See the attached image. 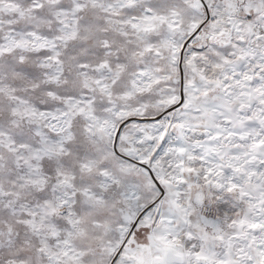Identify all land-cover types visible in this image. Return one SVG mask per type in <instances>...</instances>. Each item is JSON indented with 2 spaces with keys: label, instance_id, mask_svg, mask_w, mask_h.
Listing matches in <instances>:
<instances>
[{
  "label": "snow or ice",
  "instance_id": "1",
  "mask_svg": "<svg viewBox=\"0 0 264 264\" xmlns=\"http://www.w3.org/2000/svg\"><path fill=\"white\" fill-rule=\"evenodd\" d=\"M0 264H264V0H0Z\"/></svg>",
  "mask_w": 264,
  "mask_h": 264
}]
</instances>
